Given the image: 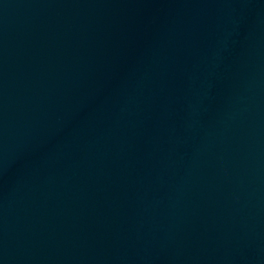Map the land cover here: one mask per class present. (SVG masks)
<instances>
[{
    "label": "water",
    "instance_id": "95a60500",
    "mask_svg": "<svg viewBox=\"0 0 264 264\" xmlns=\"http://www.w3.org/2000/svg\"><path fill=\"white\" fill-rule=\"evenodd\" d=\"M0 264H264V0H0Z\"/></svg>",
    "mask_w": 264,
    "mask_h": 264
}]
</instances>
